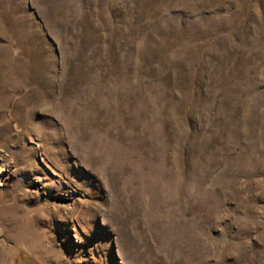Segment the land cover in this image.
I'll return each mask as SVG.
<instances>
[{
	"label": "rangeland",
	"instance_id": "obj_1",
	"mask_svg": "<svg viewBox=\"0 0 264 264\" xmlns=\"http://www.w3.org/2000/svg\"><path fill=\"white\" fill-rule=\"evenodd\" d=\"M0 264H264V0H0Z\"/></svg>",
	"mask_w": 264,
	"mask_h": 264
},
{
	"label": "trees",
	"instance_id": "obj_2",
	"mask_svg": "<svg viewBox=\"0 0 264 264\" xmlns=\"http://www.w3.org/2000/svg\"><path fill=\"white\" fill-rule=\"evenodd\" d=\"M189 107H190V104L187 105V106H183L182 109H181V111H180V113H181L183 116L187 117V116H188V109H189Z\"/></svg>",
	"mask_w": 264,
	"mask_h": 264
}]
</instances>
